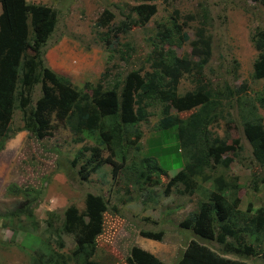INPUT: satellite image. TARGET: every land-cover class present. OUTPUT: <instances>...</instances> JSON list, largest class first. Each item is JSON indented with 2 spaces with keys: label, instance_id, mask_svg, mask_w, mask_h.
I'll return each instance as SVG.
<instances>
[{
  "label": "rangeland",
  "instance_id": "obj_1",
  "mask_svg": "<svg viewBox=\"0 0 264 264\" xmlns=\"http://www.w3.org/2000/svg\"><path fill=\"white\" fill-rule=\"evenodd\" d=\"M25 1L44 4L54 10L56 22L42 48L43 60L46 66L66 76L77 88L85 82L94 85L98 81L104 88H109L121 81L130 69L138 67H141V75L145 71L153 72L155 68L146 57L160 44L156 37L157 23L170 27L172 17L179 25L185 22L182 30L188 40L174 47L178 55L191 52L189 41L194 38L196 28L202 27L209 38V55L200 71L201 81H209L212 89L223 93H227L225 86L234 91L232 96H219L217 118L207 127L212 136L233 146L234 158L227 168L215 165L205 172L212 176L221 173L227 180L236 177L235 205L239 209L244 210L248 204L252 208L264 206V181L260 182L264 177V166H259L251 156L250 146L241 131L242 117L246 113L235 103V98H242L243 106L252 104V116L260 117L264 127V108L257 101V97L264 96V81L252 77L257 52L250 41L254 30L260 29L264 33L262 5L249 0H151L147 3L154 7V13L147 22L139 23L136 11L144 9L139 0ZM134 4L138 9L131 12L129 6ZM103 10L112 17L102 25L99 23ZM116 27L117 37L113 38ZM122 28L125 30L120 31ZM27 32L31 33L29 22ZM119 46L120 49L129 48L127 60L120 58ZM195 71L181 74L176 86L178 95L194 87L192 76ZM241 86L244 87L242 91ZM38 95L36 86L31 103ZM161 107L159 102L147 103L146 120L137 124L141 131L137 142L139 148L127 149L126 162L117 177L111 176L109 164H103L85 180L77 175L80 162L74 164L72 161L76 154L86 156L83 148L92 146L96 140L89 136L74 141V136L63 126L48 137L35 139L23 129L19 110H13L8 125L10 137L0 149V264H30L29 253L33 248L43 254L51 253L53 249L68 256L74 245L72 238L61 234L58 248L56 237L48 231L46 212H52L58 218L70 204L81 209L86 193L98 194L108 204L103 215V230L96 237L92 252V259L99 264H129L126 259L133 245L150 252L165 264H174L190 239L217 250L215 242L202 240L190 230L178 227V222L188 212L206 200L211 186L210 180L199 183L190 195L181 193L180 184L171 185L164 191L166 181L183 164L184 158L175 150L172 130L161 132L160 138L156 139L160 134L157 123ZM191 111L170 110L179 117H185ZM107 153L104 150L101 155ZM147 154L154 156L161 166L168 167L159 184L138 187L133 184L137 172L132 168ZM24 190L28 196L22 194ZM27 199L31 202L35 222L30 223L22 215L2 216ZM140 230L160 231L161 237L159 240L145 238L139 234ZM47 240H50L49 245ZM244 260L250 264H264L262 256ZM67 264L77 263L70 259Z\"/></svg>",
  "mask_w": 264,
  "mask_h": 264
},
{
  "label": "trees",
  "instance_id": "obj_2",
  "mask_svg": "<svg viewBox=\"0 0 264 264\" xmlns=\"http://www.w3.org/2000/svg\"><path fill=\"white\" fill-rule=\"evenodd\" d=\"M139 1L143 2L144 9L136 11L137 20L139 23L147 22L154 13V7L147 3L151 0ZM249 1L264 8V0ZM137 9L135 4L129 6L131 12ZM111 17L107 10H103L99 24H106ZM175 21L172 17L170 27L157 23L156 37L160 44L146 57L155 68L153 72L145 71L141 75V67H138L130 69L121 81L109 88H104L98 81L94 85L85 82L81 89L44 63L42 48L56 22L54 10L25 0H0V149L5 139L10 137L8 125L13 110L18 109L23 129L35 139L48 137L60 126L67 128L75 141L91 136L96 143L83 148L87 155L81 157L76 154L72 161L74 164L80 162L78 177L85 180L101 165L109 164L114 178L126 162L127 149L139 148L137 142L141 131L137 124L146 120L147 103L159 102L162 104L157 123L160 134L156 139L160 138L161 132L172 130L175 150L184 158L183 164L166 181L164 191L171 185L180 184L181 193L190 195L199 183L210 180L211 186L208 198L188 212L178 222V227L218 245L216 250L190 239L174 264H250L244 259L264 257V206L252 208L248 204L244 210L239 209L235 205L236 177L231 176L227 180L221 173L212 176L205 172L215 165L227 168L234 158L233 146L222 138L212 136L207 129L217 118L215 111L219 96H232L234 91L225 86L227 93H223L212 89L209 81H201L200 71L209 55V38L202 27L196 28L194 38L189 41V54L178 55L175 52V46L188 40L182 30L185 22L179 25ZM27 22L31 33L27 32ZM117 29L112 33L113 38L117 37ZM250 41L257 52L252 77L264 81L263 31L254 30ZM105 43L110 48L107 39ZM120 46L117 49L120 58L127 60L129 48L120 49ZM193 70H196L192 76L194 87L178 95L176 86L181 74ZM36 86L39 95L31 103ZM239 89L242 91L244 87ZM257 101L264 108V96L257 97ZM235 103L240 111L246 113L242 117L241 131L250 146L251 156L259 166H264V127L260 117L252 116V104L243 106L242 98H235ZM171 109L176 112L192 111L185 117H179L171 113ZM104 150L108 152L106 156L101 155ZM167 167L161 166L150 154L142 156L140 164L132 168L137 172L133 184L153 187V184H159ZM263 181L264 177L260 178V182ZM22 194L29 195L26 190ZM27 200L2 216L22 215L30 223L35 222L31 202ZM107 209L108 204L100 195L86 193L81 209L70 204L58 218L54 213L46 212V225L50 234L56 237L58 248L61 246V234L70 236L74 245L65 257L53 249L51 253L43 254L33 248L29 253L30 264H67L70 259L77 264H99L92 259V252L96 237L103 230V215ZM139 234L154 240L161 237L160 231L140 230ZM214 250L236 257L227 258ZM126 261L129 264H164L135 245L130 247Z\"/></svg>",
  "mask_w": 264,
  "mask_h": 264
},
{
  "label": "crops",
  "instance_id": "obj_3",
  "mask_svg": "<svg viewBox=\"0 0 264 264\" xmlns=\"http://www.w3.org/2000/svg\"><path fill=\"white\" fill-rule=\"evenodd\" d=\"M198 243H200V244H204V243H201V242H198ZM204 245H206V244H204ZM207 246V245H206ZM208 247V246H207ZM214 251H216V250H214ZM217 253H219V254H221L220 252H218V251H216ZM150 253V252H149ZM221 255H223V254H221ZM223 256H225V257H227V258H229V256H228V254H224ZM178 258V256L176 257V259ZM176 259L174 260V262L173 263H175V261H176ZM247 262V261H246ZM165 264V263H164Z\"/></svg>",
  "mask_w": 264,
  "mask_h": 264
},
{
  "label": "clouds",
  "instance_id": "obj_4",
  "mask_svg": "<svg viewBox=\"0 0 264 264\" xmlns=\"http://www.w3.org/2000/svg\"><path fill=\"white\" fill-rule=\"evenodd\" d=\"M68 130V129H67ZM75 141V140H74ZM152 156V155H151ZM154 157V156H153ZM196 241V240H195ZM142 249V248H141Z\"/></svg>",
  "mask_w": 264,
  "mask_h": 264
}]
</instances>
